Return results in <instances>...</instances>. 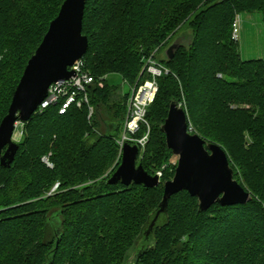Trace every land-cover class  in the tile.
Wrapping results in <instances>:
<instances>
[{
    "label": "trees",
    "instance_id": "trees-1",
    "mask_svg": "<svg viewBox=\"0 0 264 264\" xmlns=\"http://www.w3.org/2000/svg\"><path fill=\"white\" fill-rule=\"evenodd\" d=\"M64 2L0 0V125ZM243 13L264 20V0H88V103L62 114L58 102L21 124L14 162L0 164V264H126L175 175L161 131L173 102L193 134L225 150L252 200L200 212L188 192L174 195L168 223L137 264H264V60H243L232 38ZM175 41L174 58L159 61L169 73L158 79L139 159L149 174L162 172L161 184L112 185L132 89L148 77L145 60ZM109 74L129 92L109 85ZM145 133L143 126L136 136Z\"/></svg>",
    "mask_w": 264,
    "mask_h": 264
},
{
    "label": "water",
    "instance_id": "water-1",
    "mask_svg": "<svg viewBox=\"0 0 264 264\" xmlns=\"http://www.w3.org/2000/svg\"><path fill=\"white\" fill-rule=\"evenodd\" d=\"M87 2L65 0L42 43L28 61L9 112L0 125L2 167H10L18 152L19 145L14 140L16 127L32 118L48 97L53 84L75 76V71L70 68L84 58L89 47L88 37L83 34ZM178 48L179 42L175 41L166 50V58L172 60ZM161 131L166 136L168 149L178 158V163L173 179L164 183L162 201L126 256L129 264H137L147 249L154 246L157 229L165 221L168 223L169 201L174 195L188 192L198 199L200 212L209 210L215 204L232 207L246 205L252 200L251 194L235 179L225 150L198 134H192L187 113L176 102L170 105ZM139 152L138 146L125 144L121 164L109 179L110 184H135L146 188L160 186L159 177L149 174L139 163Z\"/></svg>",
    "mask_w": 264,
    "mask_h": 264
},
{
    "label": "built area",
    "instance_id": "built-area-1",
    "mask_svg": "<svg viewBox=\"0 0 264 264\" xmlns=\"http://www.w3.org/2000/svg\"><path fill=\"white\" fill-rule=\"evenodd\" d=\"M239 17L240 15L237 16L233 24L232 38L235 41L239 40ZM70 70L75 71V76L70 80L53 84L49 89L48 97L38 110H44L53 104L63 102L60 110L63 114L74 103H77L79 107L82 103H88L86 91L87 86L94 83L93 76L85 70L83 59L78 61ZM144 72L148 76L147 79L132 89L124 131L122 137L117 141L120 152H122L126 143L138 146L139 150L145 149L151 131L146 120L147 111L158 93V79L169 73L168 69L155 59L153 55L145 60ZM92 113L93 109L90 108V114ZM143 126L146 127V133L138 138L136 135L140 133ZM156 175L161 180L162 172L158 171Z\"/></svg>",
    "mask_w": 264,
    "mask_h": 264
},
{
    "label": "rangeland",
    "instance_id": "rangeland-1",
    "mask_svg": "<svg viewBox=\"0 0 264 264\" xmlns=\"http://www.w3.org/2000/svg\"><path fill=\"white\" fill-rule=\"evenodd\" d=\"M239 19H240V22H239L238 46H239V50L241 53V58L243 60H254V59L264 60V20H263L262 15L259 13H252V14L243 13L240 15ZM180 38L181 37H179L178 39L180 40ZM183 43L188 44V41L187 42L184 41ZM166 50L167 49H163L161 52L157 54L156 59L158 61H161L162 59L166 57V54H165ZM106 81L111 86L119 87L124 93H128L130 90L129 85L124 82L122 76H120L119 74L107 75ZM149 128L151 130L150 125H149ZM190 132L192 133L191 130ZM22 133H23L22 127H21V124H19L16 127V130L14 133L15 142L18 143L21 140ZM143 151L144 149L140 150L139 159H141ZM122 153H123V150L122 152H120V149H119L118 159L122 160ZM173 161L178 163V158L174 156ZM120 164H121V161H120ZM105 177H107V175ZM126 264H129V263L127 262Z\"/></svg>",
    "mask_w": 264,
    "mask_h": 264
}]
</instances>
